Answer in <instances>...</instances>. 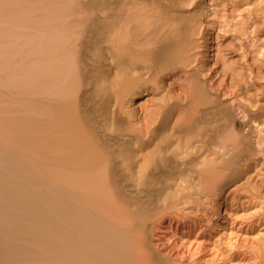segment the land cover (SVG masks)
<instances>
[{"label":"bare ground","instance_id":"6f19581e","mask_svg":"<svg viewBox=\"0 0 264 264\" xmlns=\"http://www.w3.org/2000/svg\"><path fill=\"white\" fill-rule=\"evenodd\" d=\"M6 1L12 15L41 24L42 73L14 82L6 106L0 88V264H159L149 242L168 203L162 193L195 186L208 194L247 155L230 127L209 133L208 108L131 109L145 81L171 69L188 75L203 7Z\"/></svg>","mask_w":264,"mask_h":264},{"label":"rangeland","instance_id":"374dc122","mask_svg":"<svg viewBox=\"0 0 264 264\" xmlns=\"http://www.w3.org/2000/svg\"><path fill=\"white\" fill-rule=\"evenodd\" d=\"M1 1L6 11L0 14V88L8 92L2 98L6 106L12 85L41 79L42 36L37 20L25 22L26 12L15 26L18 11L12 15L10 2ZM23 2L27 5V0ZM185 7L188 11L203 7L199 48L193 52L188 75L171 69L145 81L131 109L141 113L179 101L177 110L208 108L209 133L230 127L239 141L236 151L248 157L229 166L228 173L223 171L208 194L197 193L195 186L179 195L165 190L162 197L168 203L162 205L170 208L156 217L149 254L161 259L159 264H264V0H188Z\"/></svg>","mask_w":264,"mask_h":264}]
</instances>
